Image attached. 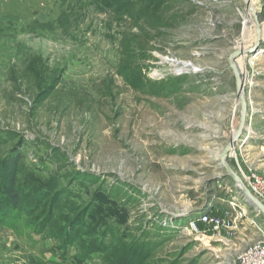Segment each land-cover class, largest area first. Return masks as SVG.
Wrapping results in <instances>:
<instances>
[{
	"label": "rangeland",
	"instance_id": "374dc122",
	"mask_svg": "<svg viewBox=\"0 0 264 264\" xmlns=\"http://www.w3.org/2000/svg\"><path fill=\"white\" fill-rule=\"evenodd\" d=\"M159 2L151 22L102 0H0V162L17 160L30 210L0 228V263L49 264L68 245L80 264H238L262 238L249 203L251 224L232 233L182 232L241 192L220 155L241 116L229 56L254 47V17L244 0ZM124 33L141 50L124 52ZM33 54L62 76L40 104L11 78ZM238 64L249 113L235 156L264 178V35Z\"/></svg>",
	"mask_w": 264,
	"mask_h": 264
},
{
	"label": "trees",
	"instance_id": "16d2710c",
	"mask_svg": "<svg viewBox=\"0 0 264 264\" xmlns=\"http://www.w3.org/2000/svg\"><path fill=\"white\" fill-rule=\"evenodd\" d=\"M102 1L108 5V8H111L115 12L118 18L127 16L135 21H144L145 19L141 14L137 15V13H135V8L141 13L145 11V14L150 16V21L153 22V19L156 18V15L160 11L161 5L159 2L160 0H141V3L132 0H121V2L117 0ZM143 1L146 2L145 6H143ZM145 41L146 38L140 37V35H136L135 33H124L123 41H121L123 51L125 52V50H129L136 46L137 49L141 50ZM130 63L131 61L126 65L121 63L123 75H127L129 71L133 70L134 67H132ZM11 78L15 80V89L19 91L17 93H22L24 90L23 85L29 82L27 84H29V90L34 93V102L40 104L55 92L62 76L61 72L57 69H53L45 58L38 54H33L28 59L23 70L19 72L15 69L11 70ZM18 170L17 160H5L0 162V228H2L3 224L7 223V220L19 218L20 216L18 214L20 212L22 213L24 210H29V208L27 209L28 203L24 200L23 191L17 182L19 175ZM66 246L68 247V245ZM66 246L61 251L59 250V252H62L58 253L57 258L60 260L59 264H80L75 258L69 259L67 254H63L64 252H68ZM84 258H88V256ZM82 260L81 258L80 261Z\"/></svg>",
	"mask_w": 264,
	"mask_h": 264
},
{
	"label": "built area",
	"instance_id": "2783aa9c",
	"mask_svg": "<svg viewBox=\"0 0 264 264\" xmlns=\"http://www.w3.org/2000/svg\"><path fill=\"white\" fill-rule=\"evenodd\" d=\"M260 4L259 12L264 15V0H251ZM250 15V12H248ZM264 24V21L262 22ZM235 148L231 150L230 159H235L240 176L261 201L264 202V178L255 172L252 168L243 169L239 164L237 156H235ZM231 209L226 210L222 214L206 212L198 218L189 221L182 228L183 233H202L207 235L209 231L213 233H221L225 231L232 233L234 228L240 225L251 224L249 221L252 216L248 215V202L242 192L237 197H231L229 200ZM257 211V210H256ZM259 212V211H257ZM254 224L255 221H253ZM204 225V227H201ZM262 238L259 241L247 244L237 255L238 264H264V229L259 227ZM8 264V263H0Z\"/></svg>",
	"mask_w": 264,
	"mask_h": 264
},
{
	"label": "water",
	"instance_id": "95a60500",
	"mask_svg": "<svg viewBox=\"0 0 264 264\" xmlns=\"http://www.w3.org/2000/svg\"><path fill=\"white\" fill-rule=\"evenodd\" d=\"M246 8L248 11L252 13V16L254 17V20L256 22V43L254 47H244L243 45V39L240 41L239 45L236 47L234 51L231 52L229 56V62L231 65V68L235 74L236 77V88H237V96L239 104L241 105V116H240V124L238 126V129L236 132L231 136L230 141L226 145V147L223 149L221 155H220V162L223 167L227 170L228 174L232 177V179L235 181L236 185L240 188L242 194L244 195L246 201L255 208V210L259 211L261 214L264 215V202L261 201L257 196L253 194V192L249 189V187L246 185L242 177L239 175V173L232 167L230 164V151L235 148V145L237 144L238 138L242 135L243 130L246 127V121L247 116L249 113V104L248 99L245 93V76H243V72L240 71L239 65H238V59L240 57H243L247 55L249 52H252L255 50V48L261 43L262 36H261V23L259 18V11L255 10L251 5V0H244ZM243 36H245V29ZM244 38V37H243ZM183 64L194 66L191 62H185V61H179Z\"/></svg>",
	"mask_w": 264,
	"mask_h": 264
},
{
	"label": "crops",
	"instance_id": "0c3cea01",
	"mask_svg": "<svg viewBox=\"0 0 264 264\" xmlns=\"http://www.w3.org/2000/svg\"><path fill=\"white\" fill-rule=\"evenodd\" d=\"M214 213V212H213ZM261 233V232H260ZM262 235V234H261ZM46 255V254H45ZM57 259V260H56ZM46 260H48V261H46V262H49V264H59V262H60V260L57 258V257H55V256H52V257H47L46 258ZM4 261H8V259L6 260H4ZM53 263H52V262ZM61 264H67V263H61Z\"/></svg>",
	"mask_w": 264,
	"mask_h": 264
},
{
	"label": "bare ground",
	"instance_id": "6f19581e",
	"mask_svg": "<svg viewBox=\"0 0 264 264\" xmlns=\"http://www.w3.org/2000/svg\"><path fill=\"white\" fill-rule=\"evenodd\" d=\"M253 3H255V1H251V5H252V7L255 9V10H257L256 9V7L253 5ZM258 11V10H257ZM252 14V13H251ZM246 21V23L248 22V20H245ZM262 35H264V25L263 26H261V36ZM240 58H243V57H240ZM239 65V64H238ZM188 66V65H187ZM192 68L193 69H197L195 66H192ZM239 68H240V66H239ZM179 70H181V69H179ZM241 71V70H240ZM242 72V71H241Z\"/></svg>",
	"mask_w": 264,
	"mask_h": 264
}]
</instances>
